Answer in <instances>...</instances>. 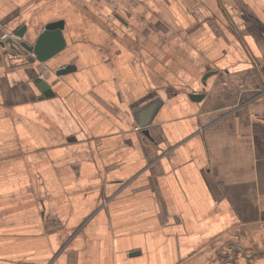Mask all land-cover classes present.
<instances>
[{
  "label": "crops",
  "instance_id": "obj_1",
  "mask_svg": "<svg viewBox=\"0 0 264 264\" xmlns=\"http://www.w3.org/2000/svg\"><path fill=\"white\" fill-rule=\"evenodd\" d=\"M0 264H264V0H0Z\"/></svg>",
  "mask_w": 264,
  "mask_h": 264
},
{
  "label": "water",
  "instance_id": "obj_2",
  "mask_svg": "<svg viewBox=\"0 0 264 264\" xmlns=\"http://www.w3.org/2000/svg\"><path fill=\"white\" fill-rule=\"evenodd\" d=\"M65 22L63 20H58L55 22H50L45 25L44 29L38 34L37 38L33 43L28 42L25 39L26 26H22L16 33L15 36L18 37L19 41L16 42L13 39H8L7 44L10 46L12 54L26 55L30 63L35 61L39 63H47L52 58L60 54L66 47V39L64 36ZM75 70V66L67 65L58 69L55 74L57 76L66 75ZM36 84L41 90L44 97H49L53 94L51 86L47 81L37 78L35 79ZM203 98V95H191V99L199 100ZM161 105V100L157 99L151 104L144 107L137 114L139 116L138 123L141 127L147 126L155 117L157 110ZM150 111V114L147 112ZM147 113L150 115L147 116Z\"/></svg>",
  "mask_w": 264,
  "mask_h": 264
},
{
  "label": "built area",
  "instance_id": "obj_3",
  "mask_svg": "<svg viewBox=\"0 0 264 264\" xmlns=\"http://www.w3.org/2000/svg\"><path fill=\"white\" fill-rule=\"evenodd\" d=\"M8 39H13L18 41V37L15 35H11V36H7V35H3V40H8ZM43 63H41V69H40V74H39V78L41 79H45V77L48 75V70L45 69V67L43 66Z\"/></svg>",
  "mask_w": 264,
  "mask_h": 264
},
{
  "label": "rangeland",
  "instance_id": "obj_4",
  "mask_svg": "<svg viewBox=\"0 0 264 264\" xmlns=\"http://www.w3.org/2000/svg\"><path fill=\"white\" fill-rule=\"evenodd\" d=\"M18 41H19V40H18ZM26 57H27V56H26ZM43 66H44V64H43ZM43 66H42V67H43ZM44 67H45V66H44ZM45 69L48 70V68H46V67H45ZM48 71H49L48 74H50V70H48Z\"/></svg>",
  "mask_w": 264,
  "mask_h": 264
}]
</instances>
